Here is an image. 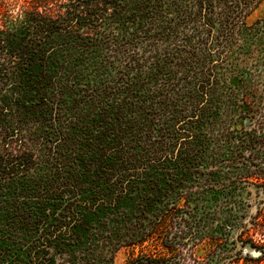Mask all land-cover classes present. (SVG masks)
<instances>
[{
    "label": "trees",
    "instance_id": "obj_1",
    "mask_svg": "<svg viewBox=\"0 0 264 264\" xmlns=\"http://www.w3.org/2000/svg\"><path fill=\"white\" fill-rule=\"evenodd\" d=\"M262 1L0 0V264H179L211 200L238 220L264 189Z\"/></svg>",
    "mask_w": 264,
    "mask_h": 264
},
{
    "label": "rangeland",
    "instance_id": "obj_2",
    "mask_svg": "<svg viewBox=\"0 0 264 264\" xmlns=\"http://www.w3.org/2000/svg\"><path fill=\"white\" fill-rule=\"evenodd\" d=\"M264 19V0L248 18L249 24ZM241 209L236 213L238 220L231 218L228 208L211 200L206 219V228L196 221L195 244L182 251L179 264H264V189L248 187L243 190ZM248 234V235H247ZM202 236L201 241H197ZM194 242V241H193ZM167 252L147 243L143 246L123 247L115 254L116 264H125L132 257L142 253Z\"/></svg>",
    "mask_w": 264,
    "mask_h": 264
}]
</instances>
